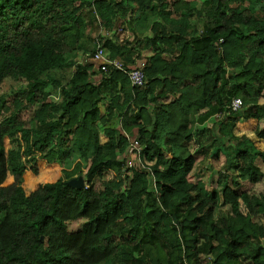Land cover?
I'll return each instance as SVG.
<instances>
[{
    "label": "trees",
    "instance_id": "16d2710c",
    "mask_svg": "<svg viewBox=\"0 0 264 264\" xmlns=\"http://www.w3.org/2000/svg\"><path fill=\"white\" fill-rule=\"evenodd\" d=\"M152 1L0 0V88L18 87L0 98V264H264V193H252L264 149L233 134L242 121L264 141V0ZM133 6L159 9L149 57L107 36ZM96 43L126 70L141 65L142 88L99 72ZM231 99L243 108L213 126L230 143L212 154L225 158L220 197H205L185 145ZM69 144L77 156L62 166ZM132 144L141 163L124 174Z\"/></svg>",
    "mask_w": 264,
    "mask_h": 264
},
{
    "label": "rangeland",
    "instance_id": "374dc122",
    "mask_svg": "<svg viewBox=\"0 0 264 264\" xmlns=\"http://www.w3.org/2000/svg\"><path fill=\"white\" fill-rule=\"evenodd\" d=\"M169 1H172V0H167V2ZM201 2H202L201 0H196V1L190 0V4L192 3L191 6L194 5L197 8L201 6ZM260 7H261V4L255 5V10H258ZM133 10H135V7ZM132 20H133L132 16L131 17L127 16L125 18V22H122L123 24H121L120 22V25H118L120 26L119 31H117L119 33H116L117 36L114 39H117L118 41L125 40L127 42V39H128L127 33H129L128 21L132 22ZM196 29H197L196 30L197 33H200L201 31L200 23L196 22ZM116 30H118L117 27H116ZM88 57H89L88 55H83V56L78 57L76 61L88 64L89 63ZM15 86L16 84L12 83L11 81L5 82L0 88V98H4L10 95L12 91L17 90L18 87L17 86L15 87ZM57 94L58 92L52 93V95H50L48 99H52V100L57 99L58 97ZM261 103L262 102H260V104ZM98 107H99L100 114H103L102 104L98 105ZM35 108H38V106ZM31 114L32 113L28 112L25 114V117H24L27 127L33 126V122L31 120V117H32ZM99 124L100 123L98 121L95 122V125L98 128H99ZM214 124L215 123L211 121L209 125L204 124L205 126H202V127L196 126L194 140H192L190 144L185 145L186 148H188V150L190 151V153L195 156V164L193 166V170L190 173V180L192 183H195L197 185V187L199 188V190L202 192V194L205 197H209V194L212 189H215L220 197L222 186H221V183H218V181L221 180L220 177H222V175L224 174V170L226 169L225 158L222 154H220V156L217 159H214L212 157V154L215 152L217 148L222 149L220 146L223 143H224V146L226 147L230 146V143L227 142L226 139L224 141L219 139L220 135H218L217 128L213 127ZM261 127L262 129H264L263 122H261ZM233 134L237 138H239L242 135H245L252 143H254V145L257 148L264 149V141L257 139L253 133L245 131L242 122L237 123L236 128L233 130ZM97 135H98L97 136L98 143L102 144L104 140L106 139V137L103 135V132H99V133L97 132ZM104 137L105 139H103ZM74 143L77 144L78 142L75 140ZM65 151L66 150L63 149V152ZM67 153L68 154H64L65 156L62 159V162H61L62 166L65 164L67 165V163H69V161L72 158H75V156H77V147H75L74 144L72 146L70 145V148L67 150ZM125 157L127 160L132 159L131 163L134 164L135 167H138L139 164H138V161L136 160L137 158L132 154V152H130ZM58 166L56 165L54 168H40L39 173L35 178L31 176H27V184H29L30 187L35 188L37 183L43 180L50 179L55 174V171L59 168ZM252 193L256 197L260 194H263L264 193V181H261L258 184H256L255 187L253 188ZM220 201L221 199L219 198V205L221 203ZM218 211L228 213L229 208L221 207ZM80 225L81 223L70 224L69 230L76 231L80 228ZM261 246H264V240L262 241ZM203 264H210L209 259L203 258ZM242 264H246V263L243 262Z\"/></svg>",
    "mask_w": 264,
    "mask_h": 264
},
{
    "label": "built area",
    "instance_id": "2783aa9c",
    "mask_svg": "<svg viewBox=\"0 0 264 264\" xmlns=\"http://www.w3.org/2000/svg\"><path fill=\"white\" fill-rule=\"evenodd\" d=\"M109 37V34L107 33ZM93 62L98 67L99 72L103 74H107L111 71L121 72L123 75L128 77L130 85L135 88H142L144 85V74L142 70V66L138 65V67L126 70V66L119 60L109 58L105 49L96 43V48L92 56ZM243 108L242 102L239 99H231L229 104H227L220 112L213 116L215 120H221L223 116L228 113H237L241 111ZM132 154L137 158L136 160L139 162L140 157L139 154L141 152V148L137 144L130 145ZM132 159H125L124 163V174H128L130 170L134 169V164L131 163ZM141 163V162H139ZM143 168V166L140 164Z\"/></svg>",
    "mask_w": 264,
    "mask_h": 264
},
{
    "label": "crops",
    "instance_id": "0c3cea01",
    "mask_svg": "<svg viewBox=\"0 0 264 264\" xmlns=\"http://www.w3.org/2000/svg\"><path fill=\"white\" fill-rule=\"evenodd\" d=\"M165 1L167 2V0H165ZM150 6L155 7L156 1L155 0L152 1ZM136 8L137 7L135 6V10L133 12L134 18H133L132 22L128 21L129 33H127L128 39L127 38L126 39L130 45L131 52L133 53L134 56L149 57L151 55L152 49H148V44L146 42V39L151 36L150 28H151V25L154 22H156L158 19L157 18V12L159 11V9H156V11H153V12H151L149 9H145L143 11L137 12ZM117 27L119 28L120 26H117ZM115 31H116V29H115ZM117 33H119V32H117ZM108 34H109L108 38H111V39L112 38L114 39L117 36V34L114 31L112 33H108ZM114 41H116L118 43L119 41L121 42L122 40L118 41L117 39H115ZM211 121L215 123L218 120H215L212 118V119H209L205 124L209 125ZM239 122H242V121H239ZM261 122L264 123V119L261 120L259 123L260 129L264 130L261 127ZM202 126H205V125H202ZM202 126H199V127H202ZM217 132L219 135L218 129H217ZM247 132H250V131H247ZM242 136H245V135H242ZM194 138H193V140H194ZM103 139H105V137ZM106 142H107V138L104 140V142L102 144H104Z\"/></svg>",
    "mask_w": 264,
    "mask_h": 264
},
{
    "label": "water",
    "instance_id": "95a60500",
    "mask_svg": "<svg viewBox=\"0 0 264 264\" xmlns=\"http://www.w3.org/2000/svg\"><path fill=\"white\" fill-rule=\"evenodd\" d=\"M77 185H78V186H82V185H83V181H82V180H79V182H78Z\"/></svg>",
    "mask_w": 264,
    "mask_h": 264
}]
</instances>
